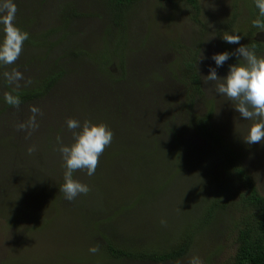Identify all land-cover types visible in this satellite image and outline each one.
Wrapping results in <instances>:
<instances>
[{
    "label": "rangeland",
    "instance_id": "1",
    "mask_svg": "<svg viewBox=\"0 0 264 264\" xmlns=\"http://www.w3.org/2000/svg\"><path fill=\"white\" fill-rule=\"evenodd\" d=\"M73 1L81 13L87 9L99 11V0H46L44 3L42 0H13L17 8L15 18L21 19L23 25L29 18L31 32L35 34L40 31L47 33L48 28L64 25L58 11L64 9V3ZM252 1L200 0L203 11L208 12L204 34L206 23L197 24L192 19L194 11L178 2L140 1L143 6L130 19L128 48L131 49L137 41L139 46L143 42L144 56L128 58V74L115 87L117 91H122L120 98L112 107L108 104L104 108L108 114H117L122 123L107 125L104 116L99 122L113 132L112 142L104 151L119 150L113 154L118 162L113 163L111 157L105 158V166L91 176L86 170H75L73 179L87 184L90 191L64 203V194L59 189L64 184L66 169L60 170L65 167V161L59 149L75 142L73 130L67 128L66 122L76 119L83 125L88 111L81 113L77 108L64 106L62 101L57 105L48 98L44 101L46 113L42 111V119L37 120L35 113L28 119L23 134L5 133V73L11 75L12 64L0 62V264H137L111 259L102 249L95 253L89 251L96 247L94 235L100 237L98 234L102 233L103 228L99 227L107 226L104 212L113 217L109 223L112 225L107 227L131 241L155 240L158 244L167 245L188 230L192 236L191 247L178 264H189L192 257H198L202 264H233L237 246L235 225L241 214L236 203L241 193L245 192V183L229 167L230 162L220 158L216 146L204 141L199 134L182 128L175 135L179 141L173 145L162 134L157 137L152 135L154 129L162 132L161 121L146 120L151 132L139 133L140 127L145 125L139 123L133 126L131 119L134 115L131 117L130 114L133 109L141 111L143 106L148 105L156 112L163 101L167 105L162 106L163 111L174 105L179 107V102L182 99L185 101L188 89L181 76L186 59L197 50V55L205 57L202 59L204 66L210 64L217 68L211 57L228 51V44L222 40L225 34H239L240 45L245 47L253 35L264 41V31L251 35L248 32ZM4 2L0 0V15L3 14ZM201 13L195 15L196 18L202 19ZM104 22L103 13L99 18L79 16L72 21V26L83 32L80 40L86 37L87 41L83 43L88 50L94 48V53L103 49L100 30L104 28ZM225 23H232V29L227 28ZM197 29L201 36L195 35L198 34ZM95 37L97 44L93 41ZM48 38L54 40L56 35L50 34ZM2 39L3 25L0 24V41ZM195 41L200 42L199 46ZM162 45L167 53L160 48ZM238 46L231 44L232 52ZM41 51L23 45L20 55L26 57L24 62L30 60L34 69L41 70L43 64L48 66L63 54ZM261 55L264 56V53ZM62 61V58L58 60V66L62 65ZM225 63L217 69L226 75L229 68ZM121 70L116 60L109 65L111 75H104V78L121 77ZM70 82L72 79H67L66 85L59 91H76L69 87ZM108 82L113 83L111 78ZM205 92L203 98H196L195 113L205 115L215 107L217 132L231 152L236 154L238 164L256 176L259 187L264 189V144L249 145L244 142L252 124L259 122L258 118L244 120L235 111L233 101L215 91ZM81 107L83 110L86 103ZM179 118L178 115L177 121H180ZM14 124L19 128L23 125L20 115L16 116ZM48 126L57 130L55 135L61 138L62 144L52 146L57 149L54 158L46 156L42 161L50 165L46 174L38 172L35 165L26 170L17 169L19 166L28 167L18 150L24 148L28 152L30 147H34L31 153L36 155L40 146L34 143L48 141L52 136ZM146 151L150 153L147 155ZM221 153L224 155V152ZM144 155L147 156L140 161ZM102 157L101 154L99 159L102 160ZM53 169H58L59 174ZM58 180L63 181L59 186ZM206 199L217 205L210 218L204 216ZM109 200L113 201L110 207L100 208ZM121 207L130 209L122 216L123 212H118L123 211ZM92 209L97 211L92 212ZM86 213L90 214L89 218L85 217Z\"/></svg>",
    "mask_w": 264,
    "mask_h": 264
},
{
    "label": "trees",
    "instance_id": "2",
    "mask_svg": "<svg viewBox=\"0 0 264 264\" xmlns=\"http://www.w3.org/2000/svg\"><path fill=\"white\" fill-rule=\"evenodd\" d=\"M45 1L46 0H42L43 3ZM99 1L100 6L98 12H100V14L95 11H89L88 9L83 13L79 12V8L74 5V1L72 3H64V9L58 11L60 20L64 22V25L59 28H48L47 33L40 31L38 34H35V32H31L32 23L29 18L26 19L25 25H23L21 19L15 18L14 24L22 31L28 33V39L23 43L25 47L28 49L35 48L40 51L42 49L41 52L49 50L51 52H59L60 55L63 54L62 57H57L54 63H50L48 66L43 64V69L41 70L34 69L31 66L32 62L30 60L24 62L23 60L26 57L21 55L12 63L11 74L19 72L22 78L10 80V75L5 73V133L10 135L16 132L18 136L23 134V128L26 127L28 119L35 113L37 114V120L42 119L41 117L44 116L42 111L44 110L46 113L44 101L48 98L50 101L53 100L57 105L62 101L64 106H67L69 109L77 108L81 113L82 111H88L87 118L85 117L86 122L98 124L104 116L107 125H119L122 123L117 114H108L104 108L107 107L108 104L112 107L120 98L122 91H117L115 87L120 84L118 81L124 79L128 74V58L144 56L143 51L145 48L143 42L139 46L137 41L133 43L134 45L131 49L128 48L130 45V19L133 18V13L137 9L139 10L143 5L140 2L141 0ZM162 1H175L183 5L186 9L193 10L192 19L199 25H205L206 23L203 34L206 32L208 12L206 13L203 11L202 7L204 6L200 0ZM252 5L253 8L250 9L251 16L248 20V32L250 35L253 32L264 31V26L256 27L253 24L254 20L259 19L262 25H264V16H260L259 10L255 6V0L252 1ZM199 12H202L200 14L202 15V19H198L195 16ZM102 13L105 17L104 28L100 30L102 32L100 39L103 43V49L94 53V48L88 50L83 43V41H87L86 37L80 40L83 32L76 30V28L72 26V21L79 16H83V18L87 19L99 18L102 16ZM214 21L217 23L218 19ZM225 26L232 29V23H225ZM197 30L198 34H192L201 36L200 30ZM50 34L52 36L56 35V38L50 40V38H48ZM148 35L149 34L145 36L146 39ZM182 39L183 38H181V40ZM93 41L95 44L98 43L96 37ZM195 42L199 46L200 42ZM248 42L247 48L254 50L258 57L264 58V56L261 55L264 53V42L258 39L256 35L249 38ZM163 45L165 46V42ZM163 45L160 48H163L164 52H166L167 49ZM226 47H228V51L231 50V44L226 45ZM232 51L233 50L229 53H233ZM199 56L200 54L197 55V50L194 51L191 57L186 59L184 69L181 72L183 83H186L188 86L187 94L184 98L185 101L183 102L182 99V101L179 102V107L174 105L173 108L164 111L162 110V106H167L165 101H163L161 107L158 108L156 112L151 109L149 105L148 107L143 106V110L141 111L133 109L130 114L131 117L134 115L131 119V124L133 126H135V124L138 126L139 123H143L145 127H140L139 130V133H142L151 132V128L146 123V120H153L155 122L161 121L163 123L162 132L154 129L152 135L157 137L159 134H162L172 141L171 143L173 145L179 141V139L175 137L177 131L182 128H189V131L199 134L204 141H209L213 146H216L218 151H220V158H226L231 164L229 167L232 168L237 177L245 183V192L241 193L236 203L241 214L238 216L237 225H235V244L237 246L232 263L264 264V189L259 187L256 176L248 172L245 166L238 164L236 154L231 152L232 150L226 146L224 139L217 132L214 123L215 107L213 106L205 115L195 113L194 105L196 98H203L206 93L205 91H215L216 84L221 82L219 80L215 82H208L206 80L205 76L208 74L209 69L204 66L203 60H200L199 64L197 60ZM37 57L38 55L36 58ZM61 58L63 59L62 65L58 66L57 62ZM116 60L119 61V68L122 69V76H115L114 78L111 76L110 78L113 83H109L108 79L110 78L105 79L104 75H111L109 72V65L115 63ZM152 62L157 63L156 60ZM234 63L243 64L244 61L239 57H230L225 63L226 68H229V66ZM200 66H203L204 69L202 73L199 69ZM222 69L225 70L223 67ZM216 71L219 77L225 76L224 71H218V69ZM67 79H72V82L69 83V87L76 91H59L60 88L66 85ZM9 96L17 99L19 102L9 103L7 99ZM233 102L236 104V101ZM83 103H86V107L82 110L81 105ZM33 108L38 109V111L34 113L32 111ZM158 114H161V116H158ZM17 115H20V119L23 123V127L20 126L21 129L17 126L15 127L14 124ZM178 115L180 121L176 119ZM47 130H49L52 136H50L48 141L44 140L34 143V145L40 146L36 155L33 156L32 153H29V151L27 152L24 148H22L21 151L20 149L18 150L19 155L24 157V162L28 164V167L24 168L19 166L17 169L26 170L35 165L38 172L46 174V170L50 165L48 163L45 165L42 161L46 156H48V159L54 158L53 156L57 153V149L53 148V145L59 146L62 144L61 138L55 135L58 133L55 128L48 126ZM75 131H79V129ZM25 132L27 131L25 130ZM118 151L119 150L116 151L115 149H107L106 152L103 151L101 153L103 155L102 160H98L94 174L98 173L99 170L105 166V158L111 157V161L117 163L118 160L115 159L113 154ZM221 152H224V155ZM149 153L150 152L146 151L147 155ZM147 155L142 156L140 161ZM64 169L65 167H62L60 170L63 171ZM57 170L53 169V171ZM57 173L59 174V171H57ZM62 180L57 181L58 186L62 184ZM111 200H109L108 203L104 202L100 208L104 210L106 207H110L111 203H113ZM64 201H66L65 198L63 199V203ZM208 201L206 199L204 216L210 218L213 216V212L215 211V207L217 208V205H214L213 202L211 204ZM50 204L55 206L52 203ZM121 208L123 211L118 212H123L122 216L130 209L124 210L123 207ZM91 211L96 212L97 210L92 209ZM102 214L105 215L106 225H112V223H109L113 221V217L107 216L106 212ZM89 216L90 214H85V217L89 218ZM93 217L97 219L95 216ZM107 226L99 227L103 228L102 233L99 232L98 234L100 237H96V234L94 235L95 246L98 249H102L104 254L109 255L111 259L116 261L122 260L137 264H178L179 262L181 263V259L185 258V255L191 247L192 236L188 230L181 232L182 235L177 240L164 245L154 242L155 240L151 242H146L147 240L131 241V239L125 238L124 236H119L118 232Z\"/></svg>",
    "mask_w": 264,
    "mask_h": 264
},
{
    "label": "clouds",
    "instance_id": "3",
    "mask_svg": "<svg viewBox=\"0 0 264 264\" xmlns=\"http://www.w3.org/2000/svg\"><path fill=\"white\" fill-rule=\"evenodd\" d=\"M255 6L260 16H264V0H255ZM3 14L0 15V24L3 25V39L0 41V62L12 64L19 57L23 43L28 39V33L22 31L14 24L16 5L13 0H5L2 5ZM254 26L262 27V22L253 21ZM222 40L228 44L239 45L233 53L223 51L212 55L211 59L216 67H221L230 57L242 58L244 63H234L224 77H219L216 68L209 66L205 76L208 82L221 81L216 84L215 92L236 101L235 111L244 120L257 119L253 123L244 139L246 144H264V58H258L254 50L240 45L239 34H225ZM205 57L202 56V59ZM21 73L15 72L9 76L10 80L21 79ZM9 103L19 101L11 96L7 97ZM35 113L38 109L33 108ZM34 123V121H33ZM67 128L73 130L75 142L71 146H61L59 151L65 161L64 184L59 189L68 201L74 200L80 194H87L90 188L78 180L73 179L75 170H86L88 176L95 173L99 157L106 146L112 142L113 132L104 123L93 124L85 122L81 125L76 119H69ZM23 127V125H21ZM79 129V131H75ZM34 147L28 149L33 152ZM164 223V221H161ZM90 252L98 251L97 247L89 249ZM189 264H202L198 257H192Z\"/></svg>",
    "mask_w": 264,
    "mask_h": 264
},
{
    "label": "flooded vegetation",
    "instance_id": "4",
    "mask_svg": "<svg viewBox=\"0 0 264 264\" xmlns=\"http://www.w3.org/2000/svg\"><path fill=\"white\" fill-rule=\"evenodd\" d=\"M264 42V41H263ZM200 56H199V58L197 59L198 60V62H199V64H200ZM207 64H208V62H207ZM209 66H210V64H208V66H205L206 68H208L209 69ZM213 68H215V67H213ZM201 71V73H202V70H203V66H200V68H199ZM216 70H217V68H216Z\"/></svg>",
    "mask_w": 264,
    "mask_h": 264
}]
</instances>
